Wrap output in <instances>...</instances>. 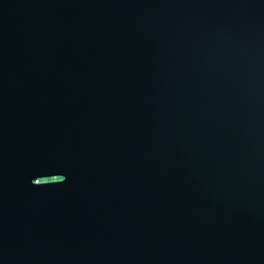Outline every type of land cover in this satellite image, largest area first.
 Instances as JSON below:
<instances>
[{"label":"water","instance_id":"95a60500","mask_svg":"<svg viewBox=\"0 0 264 264\" xmlns=\"http://www.w3.org/2000/svg\"><path fill=\"white\" fill-rule=\"evenodd\" d=\"M0 264H264V0H0Z\"/></svg>","mask_w":264,"mask_h":264}]
</instances>
